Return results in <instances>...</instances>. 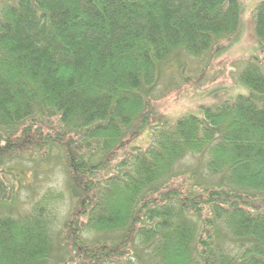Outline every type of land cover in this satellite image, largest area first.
I'll use <instances>...</instances> for the list:
<instances>
[{
  "label": "trees",
  "instance_id": "1",
  "mask_svg": "<svg viewBox=\"0 0 264 264\" xmlns=\"http://www.w3.org/2000/svg\"><path fill=\"white\" fill-rule=\"evenodd\" d=\"M253 19L264 42V0ZM240 23L239 0H0V157L59 147L76 203L68 246L78 257L137 264L119 257L137 240L162 264H264L262 65L249 60L239 74L256 100L238 94L204 106L202 117L173 123L151 98L172 55L213 53ZM205 152L224 182L200 183L196 170L192 184L177 181L183 160ZM51 195L25 214L0 210V264H50L61 197ZM119 230V243L90 245L83 235Z\"/></svg>",
  "mask_w": 264,
  "mask_h": 264
},
{
  "label": "rangeland",
  "instance_id": "2",
  "mask_svg": "<svg viewBox=\"0 0 264 264\" xmlns=\"http://www.w3.org/2000/svg\"><path fill=\"white\" fill-rule=\"evenodd\" d=\"M241 3V23L238 32L226 41H221L213 53L194 56L185 50L172 55L168 62L159 70V80L153 88V105L157 111L175 122L178 118L192 114L203 116L204 106H217L225 101H233L238 94L249 96L256 100L259 94L240 82L239 74L249 60L262 65L264 70V42L260 41L254 32L253 11L261 0H239ZM51 122V118L49 117ZM155 122H157L155 120ZM148 134H153L148 130ZM3 128L0 126V145L3 140ZM35 140V138L33 137ZM44 139L38 143L44 144ZM147 137L137 138L132 141L117 160L111 162L110 171H102L97 180H104L115 172V166L122 158H126L132 146L144 144ZM12 150V149H8ZM208 153L190 154L183 160L179 171L186 172L180 175L177 181L186 186L192 184L193 171H198L196 180L200 183L208 181L224 182L222 174H214L207 167ZM61 150L44 144L42 148L24 146L14 149L8 157H0V210L12 214H25L34 208L46 193L51 196L61 195L58 205L57 218L50 227L52 244L55 247L50 264H91L88 258H80L69 246L72 244L68 238V223L73 220L76 203L73 201V191L70 180L62 167ZM189 171V172H188ZM192 177V178H190ZM59 191V192H58ZM73 201V202H72ZM82 220V217L80 218ZM83 229V226H79ZM123 231L84 232V239L88 244L119 243ZM115 239V240H114ZM131 242L125 247H119V252L137 260V264H162L157 256L147 250L136 240L133 248ZM69 245V246H68ZM95 245V246H96ZM67 255V260L64 259ZM120 258V259H121ZM63 264V263H62ZM113 264V263H107Z\"/></svg>",
  "mask_w": 264,
  "mask_h": 264
}]
</instances>
